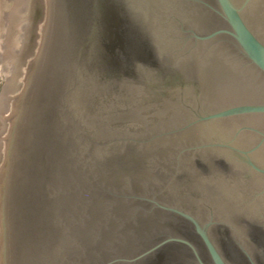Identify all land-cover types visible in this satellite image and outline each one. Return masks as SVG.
Segmentation results:
<instances>
[{
  "label": "water",
  "instance_id": "water-1",
  "mask_svg": "<svg viewBox=\"0 0 264 264\" xmlns=\"http://www.w3.org/2000/svg\"><path fill=\"white\" fill-rule=\"evenodd\" d=\"M13 1L0 264H264V0Z\"/></svg>",
  "mask_w": 264,
  "mask_h": 264
},
{
  "label": "rangeland",
  "instance_id": "rangeland-1",
  "mask_svg": "<svg viewBox=\"0 0 264 264\" xmlns=\"http://www.w3.org/2000/svg\"><path fill=\"white\" fill-rule=\"evenodd\" d=\"M14 4L13 0H0V56L3 55L4 51V42L5 37L9 28V24L7 22L9 12ZM45 13V3L44 0H31V25L30 32L28 35V42L26 49L22 52L18 59L17 67L18 71L14 73V87L12 91L13 95H18L22 90L28 65L31 60L35 57L37 50L40 45L41 39V24L40 20L44 17ZM5 85L4 78V67L0 65V94ZM12 110V106H11ZM11 110L8 113V116L11 114Z\"/></svg>",
  "mask_w": 264,
  "mask_h": 264
}]
</instances>
